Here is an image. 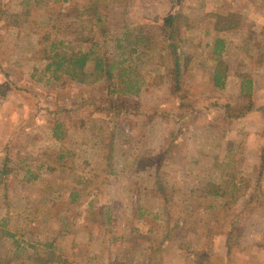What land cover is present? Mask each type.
I'll return each instance as SVG.
<instances>
[{
    "label": "rangeland",
    "instance_id": "rangeland-1",
    "mask_svg": "<svg viewBox=\"0 0 264 264\" xmlns=\"http://www.w3.org/2000/svg\"><path fill=\"white\" fill-rule=\"evenodd\" d=\"M170 13L184 16L177 88ZM230 14L236 27L215 30ZM124 32L140 41L130 55ZM90 48L128 58L140 90L46 69ZM261 107L264 0H0V264H264Z\"/></svg>",
    "mask_w": 264,
    "mask_h": 264
},
{
    "label": "trees",
    "instance_id": "trees-1",
    "mask_svg": "<svg viewBox=\"0 0 264 264\" xmlns=\"http://www.w3.org/2000/svg\"><path fill=\"white\" fill-rule=\"evenodd\" d=\"M93 3L89 4L88 8L94 16H98V8L95 6L96 2L92 1ZM184 19V16L179 13H170L167 14L163 21L169 27H171L170 36H169V43L166 44V48L169 49V54L171 56V64L172 68L168 69L169 76L171 78V86L177 88L178 82L181 76V54L178 52V45L175 41L174 37L179 30V22ZM237 25V20L234 18V14L230 15H219L216 17L214 22V29L217 31L220 30H230L234 29ZM131 35L128 32H124L121 37L117 38L116 40V49H123L120 51V55L125 54L124 49L128 46L133 45L134 47L129 48L128 55L131 54V51L135 50V47L140 43L138 40H133ZM83 37L82 39H84ZM91 40V39H90ZM224 40L220 37L215 39L213 52L217 56L221 55L222 49L224 48ZM128 58L117 59V61H108L107 58L104 56H100L95 53V51L90 48L86 52H73L70 56H66L64 53H59L55 51L51 56V61L49 64L46 65V69H49L51 66H54L53 72L57 70H62V72L66 75H69L72 79H75L78 82H85L88 78L92 77V81H100V80H111L115 76L117 79H120V86H113L111 89L112 93L118 94L120 96H124L127 94H135L140 90V87L135 85L134 81H131L128 78V74L125 72V69L121 66L123 62H125ZM88 60L92 61V64L88 66L86 63ZM185 61V62H184ZM183 64H191L188 57H184ZM117 70L115 73L113 72V68ZM213 83L217 87H223L224 81L226 78L225 67L215 66L213 68ZM135 88V89H134ZM239 92L245 96H247L252 101V79L249 76H241L240 84H239ZM118 96V95H117ZM119 97V96H118ZM122 100V99H121ZM249 107L245 109H238L232 113V117H240L246 113V111L250 110L252 107V103L249 102ZM260 111L264 113V107L260 108ZM60 124L57 122L54 126L53 136L55 138H60L62 133L60 131ZM6 170V169H5ZM261 172L264 170V156L262 157L261 164H260ZM4 172L1 170V173ZM6 172H8L6 170ZM4 172V173H6ZM37 175L30 176L27 180L36 179ZM241 180V179H240ZM239 180V181H240ZM232 185L238 184L236 181L231 180ZM217 194V192H216Z\"/></svg>",
    "mask_w": 264,
    "mask_h": 264
},
{
    "label": "crops",
    "instance_id": "crops-1",
    "mask_svg": "<svg viewBox=\"0 0 264 264\" xmlns=\"http://www.w3.org/2000/svg\"><path fill=\"white\" fill-rule=\"evenodd\" d=\"M227 78V77H226ZM225 78V79H226ZM225 83V82H224ZM238 90H239V82H238ZM252 93H253V81H252Z\"/></svg>",
    "mask_w": 264,
    "mask_h": 264
}]
</instances>
